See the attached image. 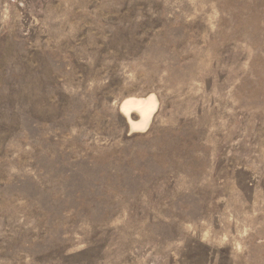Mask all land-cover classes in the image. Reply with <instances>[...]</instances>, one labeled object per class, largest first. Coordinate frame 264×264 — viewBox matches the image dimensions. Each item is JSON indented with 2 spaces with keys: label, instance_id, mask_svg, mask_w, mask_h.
Wrapping results in <instances>:
<instances>
[{
  "label": "rangeland",
  "instance_id": "1",
  "mask_svg": "<svg viewBox=\"0 0 264 264\" xmlns=\"http://www.w3.org/2000/svg\"><path fill=\"white\" fill-rule=\"evenodd\" d=\"M0 264H264V0H0Z\"/></svg>",
  "mask_w": 264,
  "mask_h": 264
},
{
  "label": "bare ground",
  "instance_id": "2",
  "mask_svg": "<svg viewBox=\"0 0 264 264\" xmlns=\"http://www.w3.org/2000/svg\"><path fill=\"white\" fill-rule=\"evenodd\" d=\"M156 107V99L153 95H148L145 98L128 97L121 104V110L125 113L133 130H145L148 121ZM120 110V107H119ZM132 111H137L139 119L133 121L129 118Z\"/></svg>",
  "mask_w": 264,
  "mask_h": 264
}]
</instances>
